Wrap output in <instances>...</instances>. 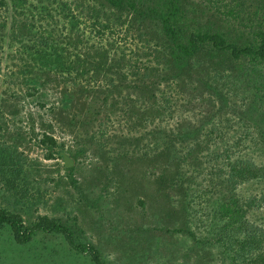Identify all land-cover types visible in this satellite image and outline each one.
<instances>
[{
  "label": "trees",
  "instance_id": "obj_1",
  "mask_svg": "<svg viewBox=\"0 0 264 264\" xmlns=\"http://www.w3.org/2000/svg\"><path fill=\"white\" fill-rule=\"evenodd\" d=\"M0 7L10 11V16L0 20V34L10 23L12 39L20 44L22 53L21 63H15L19 76L14 82L18 86L0 100V181L7 179L6 189H13L14 180L24 173L25 165L37 163L19 150L22 143L37 136L36 144L47 158L62 156L67 150L77 160L89 147L86 145L98 142L106 147L116 143L117 152L109 147V152H101L103 159L97 157L105 162L103 169L115 178L116 186L118 179L111 174L113 165L128 157L126 150L120 149L128 145L127 140L133 146L146 140L143 159L161 167L157 177L165 184L163 195L167 200L163 198L164 208L159 204L157 210L167 216L169 209H175L174 201H185L186 193L179 188L180 181H184L179 179L180 171L166 169L171 161L169 143L176 136L169 128L160 126L144 129L159 119L163 111L174 113L176 101L177 106L187 107L198 117L192 125L194 137L186 152L192 155L196 168L203 170L200 153H207L215 142L222 143V150L212 153V158L217 160L224 155L228 160L226 167L217 164L212 168L214 172L209 170L210 182L217 180L220 187L203 192L210 206L200 208L213 221H224L217 228V241L228 237L233 222L243 218L249 208L264 206V161L257 163L243 156L235 159L238 148H245L246 137L250 142L246 144L248 148L255 149L264 143L258 120L247 117L249 109L258 102L257 95L253 93L250 102L233 109L235 115L213 114L221 110L223 102L218 104L215 97L222 100L229 95L227 91L233 92L227 85L235 86L239 73L246 72L255 89L264 91V0H0ZM240 59L246 62L244 71ZM34 64L39 67L34 68ZM40 69L45 77L39 83L48 89L38 93L36 84L19 85L29 79L31 72L38 75ZM59 81L72 90L49 88L48 84ZM128 90L131 94H127ZM10 99L48 106L51 120L46 122L40 117L39 134L32 122L29 141L21 131L8 132L20 112L17 102ZM115 124L126 133L115 134ZM235 128L236 134L231 136L228 130ZM57 130L71 137L66 150L65 142L56 140ZM131 130L138 135L127 134ZM6 133L7 139H1ZM64 167L69 171L70 182H75L74 167ZM249 180L262 187L259 194L243 200L236 190ZM192 181L189 180L190 184ZM137 202L145 205L144 200ZM156 214L158 218L156 211L153 217ZM1 228H9L15 243L20 245L30 242L38 232L56 234L71 250L88 256L91 264H112L94 243L84 238L82 228L60 218L39 214L26 220L21 213L0 206ZM165 230L189 234L199 243L196 231L190 227L166 225ZM79 233L84 235L82 241L76 239ZM229 239L230 247L239 246V255L246 259V264H257V256L251 253L252 249H261L262 238L257 237L256 230L246 227L243 238Z\"/></svg>",
  "mask_w": 264,
  "mask_h": 264
},
{
  "label": "rangeland",
  "instance_id": "obj_2",
  "mask_svg": "<svg viewBox=\"0 0 264 264\" xmlns=\"http://www.w3.org/2000/svg\"><path fill=\"white\" fill-rule=\"evenodd\" d=\"M9 12L0 7V20H3L5 15L10 16ZM8 24L9 27L0 34V100L9 92L15 91L18 86L14 82L15 78L19 76L16 75V64L21 63L22 55L20 44L13 41V31L10 23ZM29 62L30 60H28ZM239 64L244 71L243 66L246 62L240 59ZM33 67L38 68L39 65L34 64ZM43 71V69L38 70V75L35 74L36 72H31L29 79L19 85L24 86L25 82L30 85L36 84L38 93L48 89L47 86L43 87L39 83L45 77L42 74ZM236 83L235 86L228 83V88L232 87L233 92L227 91L229 95L224 96L222 100L218 98V95L215 97L218 104L221 103L220 101L223 102L221 110L217 111V107H219L217 104V110L215 109L213 114L217 117H220V114L222 116L235 115L236 111L233 109H237L238 106L242 108L245 103L250 102L254 93L257 95L258 102L254 108L249 109L251 111L247 117L250 116L258 120L259 129L264 132V91L258 92L255 89L246 72L239 73ZM48 85L49 88L58 90L60 88L72 90L70 85H67L70 88L67 89L61 81ZM127 94H131V90H128ZM10 102H17V106H20L15 123L8 127L10 134L21 131L24 135L26 134V139H24L29 141L31 140L29 139V128L32 122L35 132L39 134L41 130L38 127L41 118L46 122L51 120L52 115L47 105L40 107L33 101L23 103L21 100L12 99ZM230 104L233 106L231 107ZM173 106H175L174 113L163 111L159 119L153 121L144 131L160 126V128H169L172 136L173 134L176 136L169 143L168 159L171 161L167 162L169 166L166 169L180 171L179 179L184 181H180L182 183L179 188L182 191L185 189L186 193L185 201L182 203L174 201L175 209L173 211L175 212L168 208L170 213L165 216L164 211L157 210L159 204L163 207V198H166L163 195L165 184L157 177L160 173L158 169L161 167L157 164L152 165L143 159V144L146 143V140H143L138 146L130 145L131 143L127 140L128 145L123 146L120 151L126 150L125 153L128 154V157L120 158L114 165L111 163L113 165L111 174H115L118 179V187L115 178L109 174L108 169H103L106 165L105 162L97 160V157L103 159L100 154L109 152V147L117 152L116 143L106 147L99 146L98 142L86 145L89 146L86 148L87 150L77 160H74L66 150L70 145L71 137L67 133L62 135L63 131L60 130L55 132V137L58 142H65L64 149L66 151L62 156L45 157L42 147L36 144L39 136L20 145L19 150H23L29 160H34L37 163L31 162L30 165L24 166V173L14 180V185L18 182L16 188L13 185V189L11 187H9L10 190L6 189L7 179L0 181V206L21 213L26 220H33L39 214H46L82 228L85 231L82 232L85 236L79 233V237L76 239L82 241V236H84L88 242L94 243L101 250L103 258L112 264H246V259L239 255V246L230 247L229 238H233V240L243 238L246 227H252L256 230L257 237L262 238V245L259 250L252 249L251 254L255 255L253 257L257 256V264H264V206L249 208L243 218L233 222L228 237L217 241V228L224 221H213L211 216L203 214L205 209L200 208L210 206L206 203L205 196L207 195H204L203 192L210 193V189L213 192L220 187L217 180L210 182L209 170L213 171L212 168L217 164L226 167L228 160L225 161L224 155L217 160L212 158V153L222 150V143L215 142L214 146L209 147L207 153H200L199 159H202L204 167L203 170L197 169V164L192 161V155L186 152L187 145L192 143L194 137L192 132L195 127L192 125L195 124L198 117L192 113V110H187V107L177 106L176 101ZM222 112L226 115H223ZM215 118L214 116V120ZM112 129L115 134L126 133V130L118 124L113 125ZM90 130L93 128L90 127ZM236 131V128L228 130L231 136L235 135ZM133 133L134 131L127 134L138 135V132L137 135ZM151 136V134L148 135V138ZM14 138L16 137L14 136ZM1 139H7V133ZM249 143L246 137L244 139L245 148L243 149V146L238 148L235 159L243 156L244 158L251 157L257 163L264 161V143L260 146L257 145L255 149L246 147V144ZM64 157L69 159V166L74 167L72 178L75 182H70L69 171L64 167ZM190 179L194 180L191 184ZM185 183L189 185H184ZM261 187L262 184L249 180L239 184L236 193L241 196V199L249 200L251 196L259 194ZM23 189L26 192L22 193ZM171 196H173L172 193ZM175 197L178 198V195ZM138 199L144 200L145 205H139ZM155 211L160 214L158 218L157 214L153 217ZM200 213L203 214L202 217L199 216ZM166 225L170 228L179 226L192 228L196 231L199 243L189 234L165 230ZM225 233L227 234V232ZM88 261V256L71 250L68 244L56 234L38 232L30 242L20 245L15 243L9 228L0 229V264H91ZM247 264L249 263L247 262Z\"/></svg>",
  "mask_w": 264,
  "mask_h": 264
},
{
  "label": "water",
  "instance_id": "obj_3",
  "mask_svg": "<svg viewBox=\"0 0 264 264\" xmlns=\"http://www.w3.org/2000/svg\"><path fill=\"white\" fill-rule=\"evenodd\" d=\"M64 161H65L66 166L70 165L69 159L67 157H64Z\"/></svg>",
  "mask_w": 264,
  "mask_h": 264
},
{
  "label": "clouds",
  "instance_id": "obj_4",
  "mask_svg": "<svg viewBox=\"0 0 264 264\" xmlns=\"http://www.w3.org/2000/svg\"><path fill=\"white\" fill-rule=\"evenodd\" d=\"M66 165V164H65Z\"/></svg>",
  "mask_w": 264,
  "mask_h": 264
}]
</instances>
